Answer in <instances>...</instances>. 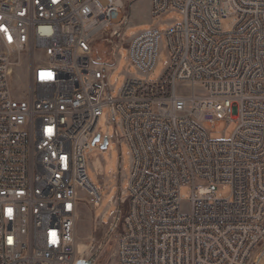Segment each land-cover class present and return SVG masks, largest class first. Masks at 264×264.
I'll return each mask as SVG.
<instances>
[{
    "label": "built area",
    "instance_id": "1",
    "mask_svg": "<svg viewBox=\"0 0 264 264\" xmlns=\"http://www.w3.org/2000/svg\"><path fill=\"white\" fill-rule=\"evenodd\" d=\"M104 1L0 0V264H96L74 231L77 190L100 201L86 154L104 140L129 151L111 264H264V0H148L151 18L176 17L116 43L110 65L91 47L121 37L125 15L112 22L123 0ZM120 48L136 74L114 93ZM229 121L228 138L210 137Z\"/></svg>",
    "mask_w": 264,
    "mask_h": 264
},
{
    "label": "rangeland",
    "instance_id": "2",
    "mask_svg": "<svg viewBox=\"0 0 264 264\" xmlns=\"http://www.w3.org/2000/svg\"><path fill=\"white\" fill-rule=\"evenodd\" d=\"M104 5V0H99ZM122 14L125 15V24L121 28V37H114L109 40V31L107 34L99 36L91 47V57L99 64H113L115 62L114 45L125 42L136 32L157 27L165 29L172 22L176 14L171 12L162 18L153 19L149 15L148 0H123V8L118 14L112 17V22H117ZM230 20L222 21V28L226 29ZM109 37V38H108ZM108 38V39H106ZM120 58L113 71L110 72L108 84L113 87L116 93L121 87L124 77L128 73L136 74L132 69L127 68L126 53L123 48L118 51ZM40 54H36L37 61ZM13 73L10 84L13 94L16 97H23L26 89L30 84V65L31 55L27 52L14 54L13 56ZM167 55L161 46L157 64L153 71V77H158L165 68ZM98 126L104 131L105 119L102 117ZM232 121L223 122L217 125L214 131L210 132L211 138H228L234 129ZM129 171V151L124 144L118 146L114 141L109 140L106 147L102 144H94L91 151L86 154V172L88 178L100 194V201L95 204L88 191L83 189L77 190L79 197L77 208V219L75 222V246L77 250L81 244L87 246L88 253L85 257L91 256L96 264H111L113 260L114 241L108 240L110 223L119 204V200L124 198V189L127 186V174ZM190 187L184 185L180 188L183 195V207L188 198ZM225 195L226 192L223 191ZM122 212L126 209V201L121 204ZM79 246H78V245Z\"/></svg>",
    "mask_w": 264,
    "mask_h": 264
},
{
    "label": "bare ground",
    "instance_id": "3",
    "mask_svg": "<svg viewBox=\"0 0 264 264\" xmlns=\"http://www.w3.org/2000/svg\"><path fill=\"white\" fill-rule=\"evenodd\" d=\"M78 245V244H77ZM80 245V244H79ZM78 245V246H79ZM87 251V246L86 245H84V244H81V247L79 248V250H78V252L80 253V254H85V253H88V252H86Z\"/></svg>",
    "mask_w": 264,
    "mask_h": 264
},
{
    "label": "water",
    "instance_id": "4",
    "mask_svg": "<svg viewBox=\"0 0 264 264\" xmlns=\"http://www.w3.org/2000/svg\"><path fill=\"white\" fill-rule=\"evenodd\" d=\"M98 141V137H95L94 142ZM107 146V140H104L102 143V147H106Z\"/></svg>",
    "mask_w": 264,
    "mask_h": 264
}]
</instances>
